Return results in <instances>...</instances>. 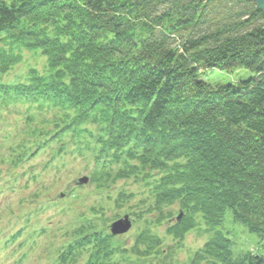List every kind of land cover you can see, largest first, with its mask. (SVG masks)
Returning <instances> with one entry per match:
<instances>
[{
	"label": "trees",
	"instance_id": "16d2710c",
	"mask_svg": "<svg viewBox=\"0 0 264 264\" xmlns=\"http://www.w3.org/2000/svg\"><path fill=\"white\" fill-rule=\"evenodd\" d=\"M23 51L47 58L45 71L0 83V96L54 111L43 121L54 123L51 136L40 128L35 152L70 134L93 159L90 180L101 190L152 173L155 207L178 204L183 213L167 227L174 239L196 228L198 216L214 231L229 210L264 236V12L256 3L0 0V62H17ZM214 69L254 75L212 85L205 76ZM21 147L24 157L31 148ZM131 196L121 192L117 201ZM81 226L59 264L82 255L84 264H119L118 253L164 255L162 239L146 230L126 250L90 221ZM232 244L214 231L190 263L264 264L251 252L234 257Z\"/></svg>",
	"mask_w": 264,
	"mask_h": 264
},
{
	"label": "rangeland",
	"instance_id": "374dc122",
	"mask_svg": "<svg viewBox=\"0 0 264 264\" xmlns=\"http://www.w3.org/2000/svg\"><path fill=\"white\" fill-rule=\"evenodd\" d=\"M12 51L20 53L18 48ZM22 53L17 62H0V83L25 82L31 68L41 73L45 71L47 58L41 53ZM253 75L246 69L234 72L214 69L205 79L212 85H221L238 83ZM53 116V110L39 109L36 103L17 101L7 104L0 96V264H59L62 246L72 240L75 230L85 227L81 225H88L90 221L95 228L107 233L110 225L127 213L135 219L133 227L118 240L114 239L115 244L130 249L137 236L146 230L162 239L164 255L143 260L133 252L118 253L114 260L119 264H191L194 253L217 230L232 240L234 257L246 252L264 256V236L251 233L245 225L235 222L231 210L214 231L209 232L203 218L198 216L197 227L184 239L177 240L168 235L167 227L176 221L175 215L180 209L178 204L163 206L162 209L155 207L152 173L146 180L138 175L117 180L103 190L90 182L83 187L76 186L77 179L91 176L90 167L94 162L92 159L89 163L87 153L84 155L83 150L80 151L79 140L72 139L70 134L62 143L50 141L51 147L38 150L26 161L20 155H11L13 150L23 153V144L31 148L27 154L34 152L40 128L49 131L46 137L51 136L54 123L49 122L53 121ZM43 121L49 122L43 124ZM83 141L92 144L94 139L85 134ZM60 148L64 151L62 155L53 156ZM17 158L18 164L13 166L11 160ZM31 175L36 177L31 178ZM121 192L132 196L118 202ZM82 256L69 264H84L86 258Z\"/></svg>",
	"mask_w": 264,
	"mask_h": 264
},
{
	"label": "water",
	"instance_id": "95a60500",
	"mask_svg": "<svg viewBox=\"0 0 264 264\" xmlns=\"http://www.w3.org/2000/svg\"><path fill=\"white\" fill-rule=\"evenodd\" d=\"M252 1L254 3H256L257 8L259 10H261L262 12H264V0H249ZM81 184L83 183H87L88 182V178H82L79 181ZM132 227V221L130 219V217L128 215L124 216L123 218L115 221L112 225H111V232L113 235H119V234H124L126 232H128Z\"/></svg>",
	"mask_w": 264,
	"mask_h": 264
}]
</instances>
